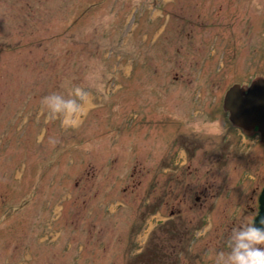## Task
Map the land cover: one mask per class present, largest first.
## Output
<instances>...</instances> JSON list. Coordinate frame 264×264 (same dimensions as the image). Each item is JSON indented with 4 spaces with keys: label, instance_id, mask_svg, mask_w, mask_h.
<instances>
[{
    "label": "rangeland",
    "instance_id": "obj_1",
    "mask_svg": "<svg viewBox=\"0 0 264 264\" xmlns=\"http://www.w3.org/2000/svg\"><path fill=\"white\" fill-rule=\"evenodd\" d=\"M257 78L264 0H0V264H217L264 179L222 102Z\"/></svg>",
    "mask_w": 264,
    "mask_h": 264
},
{
    "label": "clouds",
    "instance_id": "obj_2",
    "mask_svg": "<svg viewBox=\"0 0 264 264\" xmlns=\"http://www.w3.org/2000/svg\"><path fill=\"white\" fill-rule=\"evenodd\" d=\"M53 113H62L75 106V98H65L59 93H51L42 98ZM217 264H264V217L233 226L227 238V251L217 254Z\"/></svg>",
    "mask_w": 264,
    "mask_h": 264
},
{
    "label": "water",
    "instance_id": "obj_3",
    "mask_svg": "<svg viewBox=\"0 0 264 264\" xmlns=\"http://www.w3.org/2000/svg\"><path fill=\"white\" fill-rule=\"evenodd\" d=\"M224 108L234 125L246 130L257 128L264 142V78L247 87L233 85L225 95Z\"/></svg>",
    "mask_w": 264,
    "mask_h": 264
},
{
    "label": "flooded vegetation",
    "instance_id": "obj_4",
    "mask_svg": "<svg viewBox=\"0 0 264 264\" xmlns=\"http://www.w3.org/2000/svg\"><path fill=\"white\" fill-rule=\"evenodd\" d=\"M239 85H241V84H239ZM249 85L243 84L241 86L247 87ZM226 93H225V95H226ZM225 95H224L223 102H222L224 110H225V108H224ZM225 112L228 115V119H229L231 127L235 131L233 134H235L239 138V143L241 144V147L245 146V149L247 147L248 152H250L253 150L254 146L259 145L264 150V142L262 141L261 136H260L257 128L246 130V129H243L241 127H238L230 121L229 112L226 110H225ZM228 136L229 137H227V138H230L231 134L229 133ZM239 143H238V145H239ZM236 144H237V142H236ZM249 149H250V151H249ZM240 150H242V149H240ZM259 178H261V175H260V177H258V174L256 176L255 173H253V171L249 172V174L247 176V180H248V182H250L252 184V187L250 185L249 195L246 198L247 199V201L245 203L246 209L243 210L241 207H238L239 211L242 210L243 212L239 213L237 211L238 213L235 216V219H239V216H241L243 223H244V220H246V222H249V221L258 220L260 217H264V179L261 180V183L255 184L257 182L256 180ZM253 184H255V185H253ZM196 200L200 201V197H197ZM233 223H234V226L239 225V224H236V222H233ZM232 228H233V225L230 226L231 230H232Z\"/></svg>",
    "mask_w": 264,
    "mask_h": 264
}]
</instances>
